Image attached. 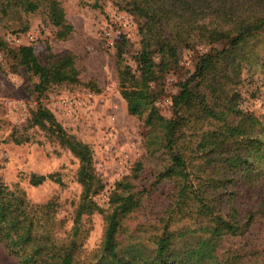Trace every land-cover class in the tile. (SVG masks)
Wrapping results in <instances>:
<instances>
[{"label":"trees","instance_id":"trees-1","mask_svg":"<svg viewBox=\"0 0 264 264\" xmlns=\"http://www.w3.org/2000/svg\"><path fill=\"white\" fill-rule=\"evenodd\" d=\"M60 1L0 0V22L21 34L31 15L43 13L56 37L67 40L74 25ZM112 1L139 26L137 67L126 62L124 37L115 48L116 75L128 113L149 110L143 142L156 161V182L172 183L169 203L155 218L139 220V161L110 190L109 206H100L95 197L105 183L91 146L40 101L54 86L79 83L75 56L56 55L44 64L32 45L11 47L0 38L12 70L25 68L36 78L31 91L40 102L28 127L78 159L81 191L64 214L58 197L34 202L1 183L0 244L19 264H264V120L245 105L240 78L242 64L264 78V0ZM199 45L208 48L172 92L168 76L182 69L180 49ZM168 95L170 116L156 106ZM28 127H16L11 140L29 142ZM47 181L63 183L58 172L30 176L33 186ZM94 214L102 215L104 229L89 249L83 224Z\"/></svg>","mask_w":264,"mask_h":264},{"label":"rangeland","instance_id":"rangeland-1","mask_svg":"<svg viewBox=\"0 0 264 264\" xmlns=\"http://www.w3.org/2000/svg\"><path fill=\"white\" fill-rule=\"evenodd\" d=\"M74 32L67 40H59L55 29L43 13L30 16V28L17 34L0 22V38L11 47L32 45L34 53L44 64L56 55L72 53L80 69L76 85L54 86L40 101L56 116L63 127L79 141L91 146L97 173L105 183L95 197L100 206L107 208L108 195L115 183L129 176L135 164L143 162L136 190H141L142 207L139 220L155 218L169 203L172 183L156 182V161L147 154L145 134L148 130L149 110L140 117L130 115L126 101L121 97L116 75V46L127 39L126 62L136 68L133 58L139 48V26L134 16L119 10L112 0H61ZM97 4L96 6L94 4ZM208 46L180 49L181 70L168 77L172 92L183 74L193 70L196 55ZM241 87L245 105L264 120V78L253 74L247 64L240 67ZM36 78L25 68L13 71L5 54L0 51V184L21 188L34 202H45L58 197L64 214L73 208L80 195L77 181L78 159L68 149L48 138L39 128L28 127L31 113L39 100L32 94ZM94 85L100 92L94 91ZM255 94V96H254ZM164 98H170L163 96ZM171 104V103H170ZM170 104L162 106L170 116ZM157 106V105H156ZM16 127H28L29 142L16 144L11 133ZM20 131L24 132L23 129ZM58 172L62 184L47 181L33 186L30 176ZM104 220L94 214L85 219L83 230L89 249L102 239ZM0 264H19L0 244Z\"/></svg>","mask_w":264,"mask_h":264},{"label":"built area","instance_id":"built-area-1","mask_svg":"<svg viewBox=\"0 0 264 264\" xmlns=\"http://www.w3.org/2000/svg\"><path fill=\"white\" fill-rule=\"evenodd\" d=\"M171 103V99L170 98H164V99H160L156 102V105L158 107H162L164 105L170 104Z\"/></svg>","mask_w":264,"mask_h":264}]
</instances>
